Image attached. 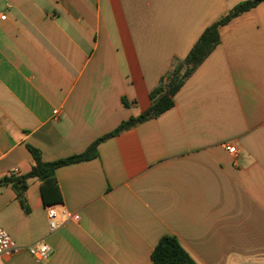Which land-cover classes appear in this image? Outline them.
Wrapping results in <instances>:
<instances>
[{"label":"crops","instance_id":"0c3cea01","mask_svg":"<svg viewBox=\"0 0 264 264\" xmlns=\"http://www.w3.org/2000/svg\"><path fill=\"white\" fill-rule=\"evenodd\" d=\"M243 1L0 0V178L30 171L27 146L63 159L143 113L173 60ZM173 101L55 169V202L29 178L23 211L0 185V226L50 249L0 264H152L163 236L196 264H264V1L219 28ZM49 205L68 216L55 231Z\"/></svg>","mask_w":264,"mask_h":264},{"label":"trees","instance_id":"16d2710c","mask_svg":"<svg viewBox=\"0 0 264 264\" xmlns=\"http://www.w3.org/2000/svg\"><path fill=\"white\" fill-rule=\"evenodd\" d=\"M262 1L264 0H246L238 3L217 21L207 26L187 54L182 59L173 60L169 72L160 80L158 86L149 93L150 104L143 113L122 121L114 130L91 143L84 152L63 159L44 162L41 160L38 150L27 146L35 162L34 166L26 174H11L1 177L0 185L11 187L23 211H27L24 192L26 181L29 178L35 177L39 180L41 195L45 204L59 200L58 187L54 176L55 169L95 157L96 147L100 142L116 136L139 123L156 118L170 109L173 106V99L177 91L219 43V28L238 15L254 8ZM151 261L152 264H196L172 236H163L158 241L152 250Z\"/></svg>","mask_w":264,"mask_h":264},{"label":"built area","instance_id":"2783aa9c","mask_svg":"<svg viewBox=\"0 0 264 264\" xmlns=\"http://www.w3.org/2000/svg\"><path fill=\"white\" fill-rule=\"evenodd\" d=\"M4 19V16L1 17ZM56 111H53L55 114ZM226 151L235 156L237 151L234 145H224ZM47 223L50 231H55L61 223L68 217L64 210H58L56 205L46 207ZM73 220H78L79 216L74 214L71 217ZM26 250L35 260L46 259L50 254L49 247L43 241H37L27 247L18 246L8 235V233L0 226V256H10L18 254L22 250Z\"/></svg>","mask_w":264,"mask_h":264}]
</instances>
